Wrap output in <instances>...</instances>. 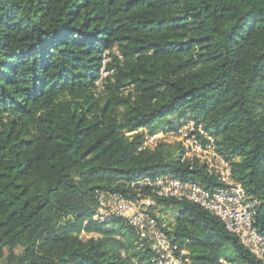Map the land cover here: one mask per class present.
<instances>
[{"label":"trees","instance_id":"obj_1","mask_svg":"<svg viewBox=\"0 0 264 264\" xmlns=\"http://www.w3.org/2000/svg\"><path fill=\"white\" fill-rule=\"evenodd\" d=\"M187 119L264 235V0H0V264H152L125 220L92 221L96 193L163 174L222 187L179 145L140 149L139 129ZM156 202L180 211L159 222L193 264H264L200 206Z\"/></svg>","mask_w":264,"mask_h":264},{"label":"built area","instance_id":"obj_2","mask_svg":"<svg viewBox=\"0 0 264 264\" xmlns=\"http://www.w3.org/2000/svg\"><path fill=\"white\" fill-rule=\"evenodd\" d=\"M109 62V54L105 53L97 95L104 89V80L114 73L107 69ZM139 132L144 133L141 150L154 151L163 144L179 145L183 150V160L205 164L210 174L216 175L223 186L208 190L199 183L186 182L169 174L146 175L131 183L134 192L98 191L97 209L92 221L107 223L113 219L125 220L138 236L139 246L147 247L153 254L152 264H193L190 251L168 235L167 223L159 222L160 215L155 209L157 198L193 203L217 217L229 233L264 263V235L255 226L258 203L247 196L243 186L233 177L231 163L217 152L216 137L212 132L192 119L154 134L146 128L139 129ZM144 189L150 194H145ZM220 263L230 264L224 259Z\"/></svg>","mask_w":264,"mask_h":264},{"label":"crops","instance_id":"obj_3","mask_svg":"<svg viewBox=\"0 0 264 264\" xmlns=\"http://www.w3.org/2000/svg\"><path fill=\"white\" fill-rule=\"evenodd\" d=\"M174 207L173 206H171V207H159V209H157V213L159 214V215H164V217L166 218V220H168L169 218H171V220L173 221V219H174V214H171V215H169V216H167V215H165V213H166V211H172V209H173ZM162 210V211H161ZM163 211H164V213H163Z\"/></svg>","mask_w":264,"mask_h":264},{"label":"rangeland","instance_id":"obj_4","mask_svg":"<svg viewBox=\"0 0 264 264\" xmlns=\"http://www.w3.org/2000/svg\"><path fill=\"white\" fill-rule=\"evenodd\" d=\"M159 209V208H158ZM160 210V209H159ZM167 213V216H169V215H171V214H174L175 216H174V219H175V217L178 215V213L180 212V211H178V210H176L175 208H173L172 209V211L170 212V211H166ZM163 213H164V211H163ZM173 219V220H174ZM166 221H172L171 220V218H169L168 220H166Z\"/></svg>","mask_w":264,"mask_h":264}]
</instances>
